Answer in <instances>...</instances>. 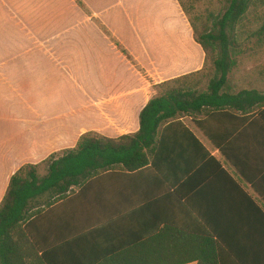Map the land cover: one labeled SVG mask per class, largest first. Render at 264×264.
I'll list each match as a JSON object with an SVG mask.
<instances>
[{
	"label": "crops",
	"instance_id": "obj_1",
	"mask_svg": "<svg viewBox=\"0 0 264 264\" xmlns=\"http://www.w3.org/2000/svg\"><path fill=\"white\" fill-rule=\"evenodd\" d=\"M141 2L146 7L136 11ZM70 19L79 20L77 28ZM87 19L98 20L115 42L100 36L101 42L87 43ZM73 31L77 74L65 75L60 68ZM204 58L177 0H116L112 7L0 0V202L22 166L37 165L45 176L47 160L62 157L81 135L136 133L141 110L159 95L156 86L200 72ZM27 96L29 110H23ZM238 118L222 123L229 134L222 145L238 168L190 118L182 119L228 175L206 163L174 126L163 132L153 167L98 174L61 202L41 207L27 221L32 241L56 264H84L151 237L167 253L175 251L170 243L177 231L191 236L189 243L209 233L220 246L213 256L218 264H264L262 126L255 115Z\"/></svg>",
	"mask_w": 264,
	"mask_h": 264
},
{
	"label": "trees",
	"instance_id": "obj_2",
	"mask_svg": "<svg viewBox=\"0 0 264 264\" xmlns=\"http://www.w3.org/2000/svg\"><path fill=\"white\" fill-rule=\"evenodd\" d=\"M177 2L189 22L195 42L204 53L203 69L157 85L159 95L151 98L141 110L136 133L107 138L87 132L80 136L74 148L64 151L62 157L54 159L51 156L47 160L45 176L38 175L37 165H24L16 171L0 202V264H56L32 241L27 221L41 212V207L45 209L61 202L73 192V187H82L98 174L112 170L136 172L153 167L163 132L174 126L181 128L196 144L206 163L214 164L217 170L228 175L183 124V118H190L221 155L237 168L222 145L223 137H229L222 130L224 118L240 115L237 120L247 121L255 115L264 138V93L238 89L230 78L243 48V20L250 12L264 9V0H225L224 11L202 24L201 29L182 0ZM255 35L264 44V22ZM176 233H179L175 239L178 242L172 239L170 243L175 251L159 253L158 238L151 237L84 264H218L213 256L220 246L212 234L205 233L198 241L189 243L187 240H191V236L185 232Z\"/></svg>",
	"mask_w": 264,
	"mask_h": 264
},
{
	"label": "rangeland",
	"instance_id": "obj_3",
	"mask_svg": "<svg viewBox=\"0 0 264 264\" xmlns=\"http://www.w3.org/2000/svg\"><path fill=\"white\" fill-rule=\"evenodd\" d=\"M90 4H96L99 7H112L115 5L116 0H87ZM183 6L186 8L191 18L194 20L198 29H201V25L207 21H211L212 17L222 13L226 7L225 0H182ZM136 11H142L144 3L134 4ZM140 8V10L137 8ZM148 9V8H147ZM145 8V11L147 10ZM79 20L70 19V25L77 28ZM264 22V9L259 12H250L245 20H243L244 31H243V48L241 54L236 59V66L232 70L231 80L235 82L238 89L256 90L259 93H264V44H262L255 32L259 26ZM86 35L85 41L93 42H115L109 31L100 24L96 19L86 20ZM190 26V25H189ZM98 29V34L93 32V29ZM78 31H73L70 34V51L69 57H65L64 67H58L62 73L77 74L76 64V44L78 43ZM74 45V46H73ZM75 49V50H72ZM69 58V59H68ZM69 60V61H68ZM52 93V88H51ZM73 93L71 92V96ZM29 96L23 98V110H29Z\"/></svg>",
	"mask_w": 264,
	"mask_h": 264
}]
</instances>
